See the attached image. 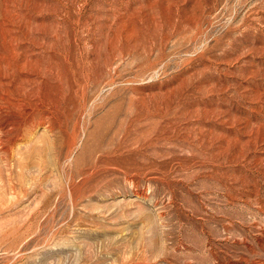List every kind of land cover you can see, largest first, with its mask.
Returning a JSON list of instances; mask_svg holds the SVG:
<instances>
[{"label":"rangeland","instance_id":"1","mask_svg":"<svg viewBox=\"0 0 264 264\" xmlns=\"http://www.w3.org/2000/svg\"><path fill=\"white\" fill-rule=\"evenodd\" d=\"M0 264H264V0H0Z\"/></svg>","mask_w":264,"mask_h":264}]
</instances>
